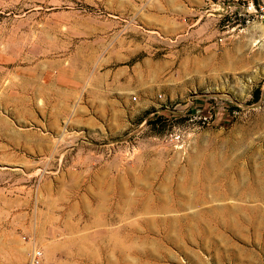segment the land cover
<instances>
[{"label": "rangeland", "instance_id": "374dc122", "mask_svg": "<svg viewBox=\"0 0 264 264\" xmlns=\"http://www.w3.org/2000/svg\"><path fill=\"white\" fill-rule=\"evenodd\" d=\"M223 1L0 0V264H264V18Z\"/></svg>", "mask_w": 264, "mask_h": 264}, {"label": "built area", "instance_id": "2783aa9c", "mask_svg": "<svg viewBox=\"0 0 264 264\" xmlns=\"http://www.w3.org/2000/svg\"><path fill=\"white\" fill-rule=\"evenodd\" d=\"M236 1L238 0H224L223 2L230 4ZM244 10L246 14L251 15L254 18L263 19L264 18V0H260L259 3L257 4H254L252 0H246V8ZM171 139L176 140L177 142L181 140L178 134H174V138H171ZM41 257H42L41 250L34 249L29 259L30 264H38L39 261L41 260Z\"/></svg>", "mask_w": 264, "mask_h": 264}]
</instances>
